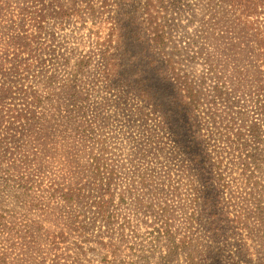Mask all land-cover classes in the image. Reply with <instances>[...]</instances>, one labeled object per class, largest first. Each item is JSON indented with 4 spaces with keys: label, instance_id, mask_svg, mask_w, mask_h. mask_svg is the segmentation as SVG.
<instances>
[{
    "label": "trees",
    "instance_id": "1",
    "mask_svg": "<svg viewBox=\"0 0 264 264\" xmlns=\"http://www.w3.org/2000/svg\"><path fill=\"white\" fill-rule=\"evenodd\" d=\"M71 1L0 0V264H264V0Z\"/></svg>",
    "mask_w": 264,
    "mask_h": 264
},
{
    "label": "rangeland",
    "instance_id": "2",
    "mask_svg": "<svg viewBox=\"0 0 264 264\" xmlns=\"http://www.w3.org/2000/svg\"><path fill=\"white\" fill-rule=\"evenodd\" d=\"M70 3H72L71 0H70ZM189 13H190V11L189 12L186 11V13H184V14L186 16H189ZM142 68L143 67L141 65H139L138 62L131 63L128 65V75L131 78H133V77L137 76V74H139V72H141ZM1 178H2V174L0 173V185H1V181H2ZM256 239H258L257 236H256ZM263 244H264L263 240H259L256 242V245L258 248H262ZM106 253L107 252L98 253V252L90 251L87 254H77L75 251H73V249H69L65 245L64 248H62L61 250H58L57 252H52V253L46 252V253L42 254L41 256H39V255L38 256H39V259H45L46 264H53V263H57V262L59 264H66V262H68V264H91L90 262L98 263L99 261H102V259ZM10 255H11V258H13L15 261L14 264H23L24 260L27 256V255H23L21 252H17L16 254L12 253ZM55 260H56V262H55ZM148 264H162L160 262L159 255L156 254V255L150 257V261Z\"/></svg>",
    "mask_w": 264,
    "mask_h": 264
}]
</instances>
